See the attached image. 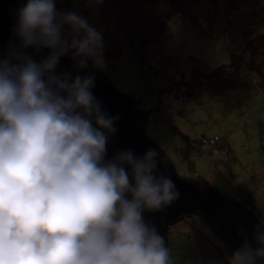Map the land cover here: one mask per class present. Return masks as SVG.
Returning <instances> with one entry per match:
<instances>
[{
	"label": "clouds",
	"instance_id": "1",
	"mask_svg": "<svg viewBox=\"0 0 264 264\" xmlns=\"http://www.w3.org/2000/svg\"><path fill=\"white\" fill-rule=\"evenodd\" d=\"M56 4L26 0L0 54V264H173L146 214L180 190L154 148L108 156L119 114L93 94L94 75L58 71L69 55L77 73L101 66L103 36ZM238 231L227 264L264 260V229L253 243Z\"/></svg>",
	"mask_w": 264,
	"mask_h": 264
},
{
	"label": "rangeland",
	"instance_id": "2",
	"mask_svg": "<svg viewBox=\"0 0 264 264\" xmlns=\"http://www.w3.org/2000/svg\"><path fill=\"white\" fill-rule=\"evenodd\" d=\"M56 6L86 17L102 34L103 64L94 66L149 114V139L175 172L204 179L247 210L251 205L264 224V0H57ZM182 92L187 101L177 102ZM212 230L196 216L170 226L173 264H227L231 253Z\"/></svg>",
	"mask_w": 264,
	"mask_h": 264
},
{
	"label": "water",
	"instance_id": "3",
	"mask_svg": "<svg viewBox=\"0 0 264 264\" xmlns=\"http://www.w3.org/2000/svg\"><path fill=\"white\" fill-rule=\"evenodd\" d=\"M24 3H26L24 0H0V54L5 52L7 43L12 39L10 29L15 23L17 9ZM43 51L47 52V50ZM73 64L70 55L63 57L58 71L67 70L73 75H94L96 82L93 94L102 101L104 110L110 115L119 114L120 116L116 122L119 131L110 138L107 145L108 156L111 157L116 152L125 149H130L136 155L142 156L146 149L154 148L159 152L161 158L159 171L170 175L175 180L181 193L180 199L164 213L146 214V219L154 223L163 236L165 246L167 247V231L170 226L174 225L181 217L193 215L203 217L217 237L228 239V242L232 243L235 239L234 235L238 234L235 232L238 228L233 230L229 227V223H237L241 220L243 223L245 219L240 207L227 201L228 198H219L214 188L210 187V184L204 179L199 181L182 179L175 172L161 146L150 140L147 129H143L134 119L136 106L132 98L120 94L114 87V81L108 80L102 70L94 66L93 61L89 60L88 67L80 70L79 73L74 69ZM144 112L147 114L146 111ZM162 217L163 219H161ZM239 237L242 238L240 234Z\"/></svg>",
	"mask_w": 264,
	"mask_h": 264
},
{
	"label": "trees",
	"instance_id": "4",
	"mask_svg": "<svg viewBox=\"0 0 264 264\" xmlns=\"http://www.w3.org/2000/svg\"><path fill=\"white\" fill-rule=\"evenodd\" d=\"M201 8L202 7H199V12L200 11H202L201 10ZM183 11L185 12V14L188 12V10H184L183 9ZM182 11V12H183ZM204 13H206V12H204ZM180 14V13H179ZM202 13H200V15H201ZM199 15V14H198ZM195 17H200V16H195L194 15V17L193 18H195ZM232 65H234V62L232 63ZM221 70H223V68H218V70L216 71V72H214V73H212L214 76L215 75H217V73H219V71H221ZM196 72V71H195ZM211 75V74H210ZM194 78L196 79V78H198V76H195V74H194ZM195 79H193V81L195 80ZM187 97H188V95L186 94V93H181L180 95L178 94V98L179 99H181L183 102H185V101H187ZM135 112H134V119L138 122V124L143 128V129H147V122H148V120L147 119H149V114L147 113H145L144 111H142L140 108H139V106L135 103ZM216 138H218V137H216ZM156 143V142H155ZM160 148V147H159ZM161 150V149H160ZM214 150H215V148H213V150L212 151H209L210 153H212V154H214ZM162 151V150H161ZM165 153V152H164ZM211 154V155H212ZM203 155V154H202ZM201 155V156H202ZM197 157L199 156L200 157V155H196ZM212 185H210V187H211ZM212 188H214V190L216 191V194H218L219 196V198H223V199H225V197L223 196V195H221L220 193H219V191L217 190V188H215L214 186H212ZM238 189L240 190V187H238ZM240 197H242L241 195H240ZM227 201H229L230 203H233V202H231L229 199H227ZM233 204H237L239 207H240V209L242 210V215H244L245 216V219H244V222L243 223H241L243 220H241V222H235V223H229V227H231L233 230H235V229H237V230H239L240 228H244V229H246V231H248V229H249V232L247 233L248 234V239H249V242L250 243H253V241H252V234H253V232H254V230H256V229H264V224H263V221H261L260 219H258L257 217H256V215H254L255 213H256V210L250 205V209L249 210H247V209H245L244 208V206H243V204L242 203H236V202H234ZM193 216H196V217H199V218H203V217H200V216H198V215H193ZM189 217H191V216H189ZM189 217H181V219H179L174 225H176L179 221H181V220H184V219H186V218H189ZM204 219V218H203ZM210 227V226H209ZM235 231L236 233H238V234H235L234 235V237H235V239H234V241L232 242V243H229L228 242V239H223L222 237H217L215 234V236H216V238H218L222 243H223V245H225V247H226V249L230 252V253H232L233 251H235L238 247H240L241 246V244L243 243V237L242 238H240L239 237V232L238 231ZM214 233V232H213ZM168 236H169V229H168V231H167V247L169 248V241H168ZM258 264H264V260H260V261H258Z\"/></svg>",
	"mask_w": 264,
	"mask_h": 264
},
{
	"label": "built area",
	"instance_id": "5",
	"mask_svg": "<svg viewBox=\"0 0 264 264\" xmlns=\"http://www.w3.org/2000/svg\"><path fill=\"white\" fill-rule=\"evenodd\" d=\"M177 102H181V99H179V101H177ZM203 140H201V142H202ZM205 142V141H204Z\"/></svg>",
	"mask_w": 264,
	"mask_h": 264
}]
</instances>
